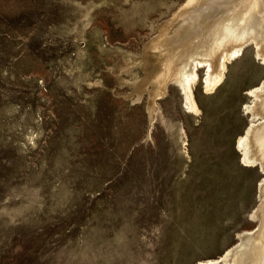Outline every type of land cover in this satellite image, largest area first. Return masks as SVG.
Returning <instances> with one entry per match:
<instances>
[{"label":"rangeland","instance_id":"374dc122","mask_svg":"<svg viewBox=\"0 0 264 264\" xmlns=\"http://www.w3.org/2000/svg\"><path fill=\"white\" fill-rule=\"evenodd\" d=\"M187 1L0 0V264H197L259 224L237 149L256 45L213 91L199 69L200 111L152 92Z\"/></svg>","mask_w":264,"mask_h":264},{"label":"bare ground","instance_id":"6f19581e","mask_svg":"<svg viewBox=\"0 0 264 264\" xmlns=\"http://www.w3.org/2000/svg\"><path fill=\"white\" fill-rule=\"evenodd\" d=\"M249 44L256 45L264 60V0H188L153 42L163 64L151 80L152 92L161 94L169 81H178L187 107L200 111L194 93L201 80L199 69L208 68L204 88L213 91L222 82L228 62ZM247 92L255 98L246 106L253 118L237 149L242 164L259 166L264 174V80ZM257 195L260 203L252 216L260 219L259 224L239 232L238 240L218 257L197 264H264V177Z\"/></svg>","mask_w":264,"mask_h":264}]
</instances>
